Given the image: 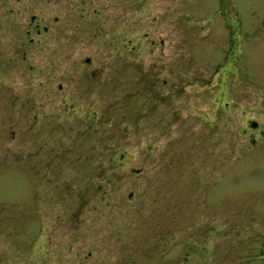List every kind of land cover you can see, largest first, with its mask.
I'll return each instance as SVG.
<instances>
[{
  "label": "rangeland",
  "instance_id": "obj_1",
  "mask_svg": "<svg viewBox=\"0 0 264 264\" xmlns=\"http://www.w3.org/2000/svg\"><path fill=\"white\" fill-rule=\"evenodd\" d=\"M163 1L0 0V264H261L264 0Z\"/></svg>",
  "mask_w": 264,
  "mask_h": 264
},
{
  "label": "flooded vegetation",
  "instance_id": "obj_2",
  "mask_svg": "<svg viewBox=\"0 0 264 264\" xmlns=\"http://www.w3.org/2000/svg\"><path fill=\"white\" fill-rule=\"evenodd\" d=\"M57 1H61V0H55V3L57 2ZM151 2V0H129V3H127V4H123V5H121L120 7L122 8V9H124L125 7H127L128 9H129V11L130 12H132V14L131 15H133V14H135L136 15V11L138 10V9H143V8H146L147 6H150L149 5V3ZM157 2L158 3H163V4H165L166 2H164L163 0H157ZM36 3H39V2H36ZM35 2H33V4H36ZM69 12V11H68ZM73 14V13H72ZM167 14V13H166ZM165 14V15H166ZM45 14L43 13V12H40V11H38V12H36V13H34V12H30L29 14H28V22H27V29L25 30V32H26V34H34V35H41L42 33H46L47 32V30L51 27V26H53V34L55 35V36H58V34L60 33V31L64 28V27H61V25L59 24V26H55L57 23H58V19H57V17L56 16H52V20H53V22H50L49 21V16L48 15H46V16H44ZM108 24V23H107ZM106 24V26H107V29H100V31L102 32V33H104V35L106 34V32H108V33H110L113 29H114V31H113V33H112V35H114V36H118L119 35V33L121 32V30H123L122 29V27H120V25L118 24V23H112V24H110L109 26ZM124 26V25H123ZM98 30L99 29H97V34H98ZM124 30L126 31V30H128L127 29V26H125L124 27ZM129 30H131L132 32H134L135 31V29H134V27L133 26H131L130 27V29ZM143 35H144V37L147 35L146 33H143ZM113 36V38H109V42H112V43H110V44H108V45H113V47L115 48V49H118V47H119V44H118V41H116V38ZM99 37V36H98ZM148 44L150 45V46H152V44H154V41H148ZM58 45V44H57ZM62 47H64V48H67V45H64V44H60ZM85 63H88V61L86 60L85 61ZM148 79H153L152 78V76H148L147 77ZM100 82H98V81H94V84H93V86H92V101H90V97L89 96H87V97H84L82 94L81 95H75V97L72 99V102H73V104H71V106L73 107V109L75 108L76 110H78V106L81 108V110L82 111H86V113L88 114L89 113V110H88V106L89 107H94V109L96 110L97 109V111H100L99 110V98H98V91H99V89H100ZM94 90H96V91H94ZM88 94V93H87ZM159 95V94H158ZM160 96H162L161 94H160ZM73 97V96H72ZM71 97V98H72ZM155 99H157L158 101L160 100V102H161V104L162 105H167V103H165V99L166 98H163V97H161V98H159V96L157 97V98H155ZM242 99H243V102L244 103H246L247 102V100H248V98H247V95L246 94H244L243 93V96H242ZM232 101H231V104L232 105H235V102L233 101V100H235V98H232L231 99ZM75 103V104H74ZM255 104L256 103H258L259 104V107H264V101H263V99H261V101H258V102H254ZM78 105V106H77ZM74 109V110H75ZM103 109V108H102ZM79 111V110H78ZM258 111H259V109H258ZM85 113V114H86ZM167 116L168 115V109L166 110V112H160V114H159V116H158V114L156 115V118H158V117H162V116ZM151 118H153V115L151 116ZM246 125H247V128H245V130L246 131H248V130H251V131H249V132H255L256 133V135L258 134V136L260 137V139H261V137H263V139H264V127H261L258 123H256V121L255 120H253V119H249L248 121H247V123H246ZM153 128H155V129H161V131H163L164 130V128H159V124L158 123H155V124H153V126H152ZM152 129V128H151ZM248 136V142H249V145H254V142H255V139L254 138H252L250 135H247ZM250 140V141H249ZM263 149H264V147H263ZM24 159V157H22L21 158V162H20V165L21 166H19V168H20V173L18 172V174L20 175V177L22 178V176L23 175H29L30 176V174L31 173H26L25 174V172H24V169H25V161L23 160ZM28 162H31V161H28ZM34 168L36 169V171L31 175V176H33V177H37L36 175H41V173H42V171H41V162L40 161H38V160H36L34 163ZM41 166V167H40ZM39 167H40V172L38 173L37 171L39 170ZM51 169V166H49L48 168H47V166L45 165L44 166V168H43V172H47V171H49ZM214 211V214H213V218H216L217 217V212L215 211V210H213ZM227 221V220H226ZM173 223H176L177 224V222L176 221H173ZM213 235H214V232H216V229H215V227H218V226H215L214 224H213ZM213 264H217V262H218V257H217V255H218V245H217V243H216V241H213ZM222 248H224V251H223V249H222V251L221 252H223L224 253V257L225 258H229V259H231V255H232V252L230 251L231 249H232V247L229 245V244H225L224 246H222ZM259 256H258V259H260L261 258V260H262V262H261V264H264V238L262 239V241L260 242V246H259ZM227 264H231V263H227Z\"/></svg>",
  "mask_w": 264,
  "mask_h": 264
}]
</instances>
